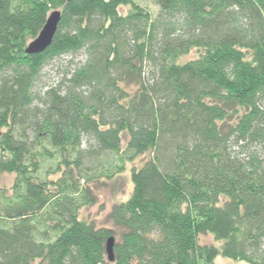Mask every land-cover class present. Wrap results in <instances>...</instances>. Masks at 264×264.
Instances as JSON below:
<instances>
[{
  "label": "trees",
  "instance_id": "obj_1",
  "mask_svg": "<svg viewBox=\"0 0 264 264\" xmlns=\"http://www.w3.org/2000/svg\"><path fill=\"white\" fill-rule=\"evenodd\" d=\"M156 3L0 0V173L16 174L0 264H264V0ZM54 10L53 43L28 54ZM146 153L110 213L111 261L113 229L80 210L91 182Z\"/></svg>",
  "mask_w": 264,
  "mask_h": 264
},
{
  "label": "rangeland",
  "instance_id": "obj_2",
  "mask_svg": "<svg viewBox=\"0 0 264 264\" xmlns=\"http://www.w3.org/2000/svg\"><path fill=\"white\" fill-rule=\"evenodd\" d=\"M136 3L141 4L149 9L150 12L156 14L159 11V6L156 0H134ZM129 7H122V11H127ZM198 54L197 50H193L180 58V62L195 59ZM69 58L56 59L52 63L47 64L43 71L40 81L37 83V92L45 91L48 86H56L66 73L69 66ZM78 59H82L80 56ZM125 136L126 133H124ZM125 145V144H124ZM105 157V155L103 156ZM151 155H141L134 161H126L125 171L115 175L113 178L99 177L89 184V189L92 196L95 198L93 205L84 206L81 210V218L96 223L98 227L113 229L115 235V242L119 239V229L115 227L110 219V213L116 203L126 201L133 191V183L131 178L132 169L140 167L149 159ZM106 159V157H105ZM16 174L13 173H0V192L6 189H11L14 185ZM201 244L217 245L220 246L221 242L214 238L212 234H204L199 237ZM214 264H246L244 261L235 262L229 258L218 256Z\"/></svg>",
  "mask_w": 264,
  "mask_h": 264
},
{
  "label": "water",
  "instance_id": "obj_3",
  "mask_svg": "<svg viewBox=\"0 0 264 264\" xmlns=\"http://www.w3.org/2000/svg\"><path fill=\"white\" fill-rule=\"evenodd\" d=\"M69 2L74 0H68ZM62 20V11L54 10L47 18L40 34L32 40V42L27 46L25 52L30 55L43 53L52 43L55 34L58 31V26ZM107 253L109 259L113 261L115 259L114 248H115V237L111 236L107 240Z\"/></svg>",
  "mask_w": 264,
  "mask_h": 264
}]
</instances>
